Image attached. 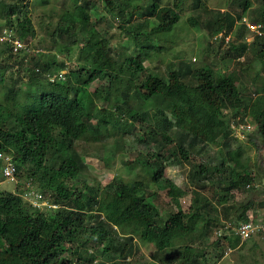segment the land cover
I'll return each mask as SVG.
<instances>
[{
	"label": "trees",
	"instance_id": "16d2710c",
	"mask_svg": "<svg viewBox=\"0 0 264 264\" xmlns=\"http://www.w3.org/2000/svg\"><path fill=\"white\" fill-rule=\"evenodd\" d=\"M8 1L0 0V30L13 29L24 42L34 38L31 0ZM71 1L72 10L65 11L52 38L54 43L57 37L66 42L60 52L69 56L73 47L83 43L79 51L87 52L78 60L77 69L69 77L48 80L45 74L55 71L56 56L26 51L24 56H31L26 82L43 80L46 88L40 94L28 91L32 101L15 110L12 105L22 91L15 84L11 87L13 104L8 100L0 103V152L12 156L19 180L14 192H0V264H120L133 255L136 240L158 251L183 245L161 264H209L204 251L194 246L198 236L206 234L212 225L223 228L221 213L229 221L235 217L230 223L238 225L249 220V212L264 207V173L254 176L243 165L242 146L237 151L229 150L226 158L216 156L218 164L195 166L193 182L199 189L194 192L190 209L177 210L162 220L153 199L147 198L142 180L118 178L102 190L87 186L86 190L72 189L67 182L79 179L86 170L85 160L74 145L95 131V120L110 136L131 132L138 123L147 124L143 142L159 146L161 151L152 154L153 161L147 158V164L155 170L152 181L167 189L169 197L179 198L185 192L164 177L166 162L170 156L188 161L192 151L201 154L209 145L229 148L233 131L225 120L227 111L255 124V131L246 138L258 156L264 153V87L257 91L256 99L251 97L247 103L235 79L237 72L217 73L211 65L195 68L184 60L171 64L164 76L148 72L145 62L163 53V34L172 32L182 18L181 0L165 6L163 0H146L144 4L142 0H101L122 23L119 29L134 42L133 52L129 50L131 43L123 44L120 51L115 49L111 38L97 30L92 20L101 17L96 0ZM197 4L202 5L201 0ZM249 5L250 0H246L245 7ZM254 14V23L263 32L253 37L254 43L246 41L245 33H251L244 23L237 27L242 18L229 12L219 11L206 22L194 17L189 22L211 38L221 33L231 36L228 42L225 38L218 41L230 44L225 58H235L238 64L245 61L240 59L252 47L264 70V5ZM134 19L137 24H133ZM84 31L88 36L81 40L79 32ZM232 35L240 40L239 45H235ZM19 57L0 44V85L6 82L3 70L24 67L25 58L18 61ZM145 73L146 78L141 80ZM94 82L99 86L95 92L82 93L83 86ZM150 108H154L153 114ZM7 118L12 120L9 129L4 128ZM174 129L173 138L170 131ZM173 144V150L169 149ZM0 164L1 170V160ZM210 184L248 195L235 206L219 209L203 193ZM31 190L41 195L42 202L50 194L60 207H33L23 199V194ZM245 243L227 234L216 237L212 245L222 260L227 249L236 251ZM75 244L72 256H65ZM98 253L109 257L110 262H99Z\"/></svg>",
	"mask_w": 264,
	"mask_h": 264
},
{
	"label": "rangeland",
	"instance_id": "374dc122",
	"mask_svg": "<svg viewBox=\"0 0 264 264\" xmlns=\"http://www.w3.org/2000/svg\"><path fill=\"white\" fill-rule=\"evenodd\" d=\"M10 1L11 0L8 2ZM47 1L48 2L44 4L43 0H31L30 14L36 29V36L27 41L29 44L27 52L30 51L31 55L35 54V52L43 53V55H55L57 66L52 73H55L54 75H57L56 77L58 78H60L62 73L64 76L66 75L69 77L70 74L77 69L78 60L81 59L83 54H86L87 51L85 50L83 53L79 51L80 48H83V43H80L78 47L72 48V55L70 56L65 52H60L62 47L67 44L60 37H57L58 42L54 43L52 35L65 11L72 10V7H70L72 1ZM245 1L246 0H201L202 5L198 6L197 0H181V10L183 11L182 18L173 28L172 32L163 34V37L166 39V42L163 43L165 49L163 53H161L158 58L145 62L144 65L148 69V72L164 76L168 72L171 64L176 65L183 60L192 62L195 68L211 65L217 73L229 74L237 72L235 79L243 91L246 102L249 101L251 97L252 100L256 99L258 94L257 91H260L264 87V70H262L261 60L256 57V53L252 50V47L245 58L240 59L241 61L245 59V61L239 62L240 64H238V60L235 58L234 60L225 58L231 46L230 44L228 45L222 41H218L220 40L219 34L216 38H211L207 32L193 27L189 22V19L193 17L199 22H206L211 19L213 15L215 16V13L222 11L231 13L237 19H239V17L242 18V21L238 22L237 27L244 21L254 23L253 17L256 16L254 12L260 10L264 5V0H250V5L248 7H245ZM145 2L146 0H142L143 4ZM167 3L173 5L175 0H163L162 6H165ZM95 5L101 17H92L93 24L96 25L100 34L107 35L111 38L115 49L119 51L122 50L123 44L126 45L127 43H131L130 36L119 29V25L122 23L107 10L101 0H96ZM1 13L0 7V16ZM91 14H94V12H91ZM96 21L98 22L96 23ZM137 21V19H134L133 24H137ZM3 29L4 27H2V30ZM245 35L246 41L249 40L248 43L254 41L252 34L246 32ZM87 36V31L79 32V38L81 40ZM233 38L235 39V45H239L240 40L235 35H232V39ZM131 45L133 47L129 50L133 52L135 49L134 42H132ZM30 57L31 56H24L23 53L18 58V61L25 58L23 68L8 67L5 71H2L6 77V82L0 85V103L7 102L8 100L7 103L13 104L11 87L15 84L22 90L16 99V103L12 105V108L15 110L21 108L25 103H30L32 101V97L27 95L28 91L40 94L46 88V83L43 80H33L31 84L26 82L25 77L30 66ZM52 73L45 74V77H48V80L51 78L56 79ZM147 74L148 73L142 75L141 80H144ZM97 84L98 82H94L89 86H83L81 89L82 93L85 91L88 93L95 92L99 87ZM103 85L107 87V84ZM96 101L97 104H99V99H96ZM148 110L153 114L154 108ZM235 117L238 116H235L230 110L226 112L225 120L228 125L231 124ZM248 117L250 118V115ZM11 124V118H7V120L4 121V128L9 129ZM94 125L96 127L95 131L90 133L85 139L77 141L74 145V148L85 160L86 170L83 171L79 179L69 180L67 182L68 185L72 189L86 190L87 188L85 186H87L88 188L97 187L99 190H102L118 178L125 181L142 180L146 184L148 190L147 198L150 197L153 199L162 220L167 219L177 210L181 209L187 211L190 209L194 192L199 189L193 182L195 166L203 165L204 167H208L210 162L211 164H218L219 161H214V158L219 154H222L226 158V154L229 150L237 151L239 146H242L241 159L243 165L247 167L248 170H251L254 176L264 173V153L262 152L258 156L246 137H237L233 133L229 148L223 145H209L204 148L201 154H199L197 150L192 151L188 161H183L181 157H169L165 165L164 177L171 180L174 188L182 189L185 192L184 196L171 198L168 196L167 189L158 187L152 181V175L155 170L152 166L147 164V158L149 156V160L153 161L152 154L161 151L158 150L159 146H154L153 144L146 145L145 142H143V134L145 133L147 124L138 123L135 124L131 132L118 133L111 136L103 127L101 128V124L98 121L95 120ZM57 133H59V131H56V134ZM170 133L174 138L175 129L171 130ZM174 147L175 144L171 145L169 149L173 150ZM200 147L201 145L198 146V148ZM7 155L9 154L3 153L2 157L5 159L8 157ZM233 167H235V165H233ZM1 180H3V177L0 170V181ZM261 185H264V180L261 182ZM15 187V184L5 180L0 187V192H14ZM203 193L209 198L210 202L219 209L230 205L231 207L235 206L243 202L248 195L246 192H227L224 187L220 188L219 185L212 184L208 185ZM150 195L154 196L152 197ZM48 196L45 198L47 201L60 207V203H56L50 194ZM262 199L264 200V196H262ZM184 200L185 203L183 202ZM221 212H223V210ZM249 215H253L254 218L258 219L261 218L264 215V207H257L253 212H249ZM235 220L236 218L232 217L231 221H229V219L223 217L221 213L222 224L230 223ZM219 227L220 226L217 227L212 225L206 234L198 236L194 244V246H197L202 252L204 251V257L205 259H209V264H264V238L258 236L247 241L241 249L232 251L228 255L226 254L222 260L217 258V253L219 254V252L213 247L214 244L212 245V242L216 239V233L219 231ZM82 237L84 239L86 238L85 235H82ZM76 245L77 244L71 245L70 251L66 253L65 256L68 254V257H71L72 255L70 254L72 249H75ZM89 246L91 250H93L92 242H90ZM134 246L133 255H131L126 262L122 261L120 264H161L166 260L165 258L169 257V255H174L183 245L179 243L172 250L158 251L153 245L143 244L139 240H136ZM220 250L222 251V249ZM97 260L99 262H110L109 257L102 256L100 253H98Z\"/></svg>",
	"mask_w": 264,
	"mask_h": 264
},
{
	"label": "built area",
	"instance_id": "2783aa9c",
	"mask_svg": "<svg viewBox=\"0 0 264 264\" xmlns=\"http://www.w3.org/2000/svg\"><path fill=\"white\" fill-rule=\"evenodd\" d=\"M248 31L253 35L262 36L263 32L261 26L255 23H250L249 21L243 22ZM223 37L222 34L219 36ZM226 42L230 40V36H227ZM249 41V40H248ZM0 44L7 45L14 56H18L26 52L29 48L28 42H24L19 39L13 29L4 28L0 30ZM61 78L63 77L60 75ZM231 130L237 137L245 138L248 133H251L255 129V125H253L247 117L238 116L235 117L234 120L230 124ZM3 176L10 181L16 182V167L15 165L7 159V164L3 170ZM25 197L32 200V203L35 206L45 205V203H40L39 199L41 198L35 191L31 190L25 194ZM185 203V200L183 201ZM223 228H220L216 233L217 238H222L223 236L230 234L235 236L240 240L241 243L247 242L254 237H264V215L261 218H254L253 215H249V220L246 222H241L238 225H234L231 223H224ZM228 253H231L230 248L227 250Z\"/></svg>",
	"mask_w": 264,
	"mask_h": 264
},
{
	"label": "clouds",
	"instance_id": "9594fccd",
	"mask_svg": "<svg viewBox=\"0 0 264 264\" xmlns=\"http://www.w3.org/2000/svg\"><path fill=\"white\" fill-rule=\"evenodd\" d=\"M6 28V27H5ZM222 35H223V37L222 38H226L227 36H225L223 33H221ZM220 35V34H219ZM230 38H231V36H230ZM221 39V38H220ZM22 55V54H21ZM61 73V72H60ZM63 77H64V75H63V73L61 74ZM57 75H55V77H56ZM60 78H61V76H60ZM52 79V78H51ZM254 131H255V129H254ZM253 132V131H252ZM251 132V133H252ZM247 136V135H246ZM2 152H0V160L2 161V163H3V166H2V169H1V174H2V177H3V180H1L0 181V187L2 186V184H3V182L6 180V181H8V182H12L13 184H17L18 182H19V180H18V176H17V172H16V182H14V181H10V180H7L4 176H3V170H4V168H5V166H6V164H7V159H9L11 162H12V160H13V158H12V156H10V155H7L8 157L7 158H3L2 157ZM13 163V162H12ZM14 164V163H13ZM15 165V164H14ZM16 167V166H15ZM34 191V190H33ZM36 192V191H35ZM27 193V192H26ZM25 193V194H26ZM37 193V192H36ZM15 194V193H14ZM25 194H23V199L24 200H27L31 205H33V207H35V208H43V207H47L49 210H54V209H58L59 207L57 206V205H55V204H52V203H50L49 201H47V200H45V201H40V199H39V201H40V203H45V205H41V206H35L33 203H32V200L31 199H28V198H26L25 197ZM41 196V195H40ZM56 207V208H55ZM261 238H264V237H261Z\"/></svg>",
	"mask_w": 264,
	"mask_h": 264
}]
</instances>
